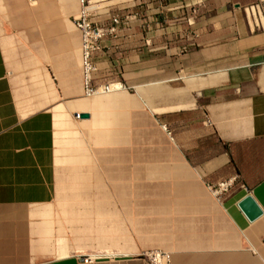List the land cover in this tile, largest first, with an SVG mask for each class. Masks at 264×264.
Listing matches in <instances>:
<instances>
[{
    "label": "crops",
    "instance_id": "obj_1",
    "mask_svg": "<svg viewBox=\"0 0 264 264\" xmlns=\"http://www.w3.org/2000/svg\"><path fill=\"white\" fill-rule=\"evenodd\" d=\"M102 1L91 84L123 88L88 96L80 0H0V264H264L259 0Z\"/></svg>",
    "mask_w": 264,
    "mask_h": 264
},
{
    "label": "built area",
    "instance_id": "obj_2",
    "mask_svg": "<svg viewBox=\"0 0 264 264\" xmlns=\"http://www.w3.org/2000/svg\"><path fill=\"white\" fill-rule=\"evenodd\" d=\"M80 0L81 9L76 18H74V25L79 29L82 42V69H83V85L87 93L96 92L100 85H104L107 90L110 82L92 85L91 75L95 70V62L93 54L101 49V44L106 35L115 37L119 29L124 26L127 17H122L118 12L111 13L109 16V25L104 26L96 19L101 12L98 11L97 6L102 0ZM92 2V3H91ZM244 12L251 16V19L256 25L264 18V0H259L257 3H251L243 7ZM195 17L197 10L191 12ZM120 84V83H119ZM232 186V179L217 182L216 184H207L209 192L216 198H220ZM86 260V259H85ZM152 264H168V257L166 254L156 253L152 255Z\"/></svg>",
    "mask_w": 264,
    "mask_h": 264
},
{
    "label": "water",
    "instance_id": "obj_3",
    "mask_svg": "<svg viewBox=\"0 0 264 264\" xmlns=\"http://www.w3.org/2000/svg\"><path fill=\"white\" fill-rule=\"evenodd\" d=\"M81 117H86V115H82ZM238 206L249 220L255 219L262 213L255 200L249 194L242 198Z\"/></svg>",
    "mask_w": 264,
    "mask_h": 264
},
{
    "label": "bare ground",
    "instance_id": "obj_4",
    "mask_svg": "<svg viewBox=\"0 0 264 264\" xmlns=\"http://www.w3.org/2000/svg\"><path fill=\"white\" fill-rule=\"evenodd\" d=\"M96 1H98V0H96ZM96 1H92V2H96ZM91 2V3H92ZM110 3H112V2H110ZM107 4H109L108 2H106V1H102L100 4H93L92 5V7H95V6H97V8H98V11L99 12H101L103 9H105L106 7V5ZM82 61H83V59H82ZM95 68H96V65H95ZM110 86H108V88H107V90L105 89V87H104V85H100V87L98 88V90L96 91V92H92V93H87L86 92V89H85V93H86V95H88V96H91V95H94V94H97V93H102V92H109V91H112V90H115V89H122L123 88V85L122 84H119V82H115V83H111L110 82ZM76 115V117H80L79 116V114H75Z\"/></svg>",
    "mask_w": 264,
    "mask_h": 264
}]
</instances>
